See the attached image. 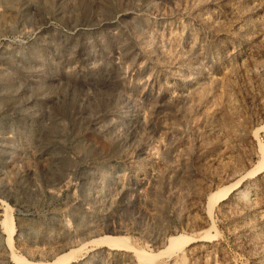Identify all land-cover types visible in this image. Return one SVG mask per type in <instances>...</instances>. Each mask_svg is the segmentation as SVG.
<instances>
[{"label": "rangeland", "instance_id": "1", "mask_svg": "<svg viewBox=\"0 0 264 264\" xmlns=\"http://www.w3.org/2000/svg\"><path fill=\"white\" fill-rule=\"evenodd\" d=\"M263 165L264 0H0V264H264Z\"/></svg>", "mask_w": 264, "mask_h": 264}, {"label": "bare ground", "instance_id": "2", "mask_svg": "<svg viewBox=\"0 0 264 264\" xmlns=\"http://www.w3.org/2000/svg\"><path fill=\"white\" fill-rule=\"evenodd\" d=\"M264 166V165H263ZM249 196V193L248 192H242V198H247ZM12 234V233H11ZM175 239H172L171 240V244L175 243ZM185 244V243H184ZM172 249V248H171ZM74 253V252H73ZM69 258V256H63L62 258L58 259L57 261H55L54 263H51V264H61L60 262L63 260V259H67ZM72 259L71 257L69 258V260ZM66 262V261H65ZM20 264H26V262H21ZM28 264V263H27ZM31 264H48V263H42V262H36V263H31ZM68 264V263H67Z\"/></svg>", "mask_w": 264, "mask_h": 264}]
</instances>
